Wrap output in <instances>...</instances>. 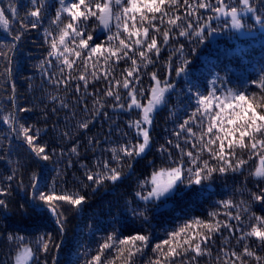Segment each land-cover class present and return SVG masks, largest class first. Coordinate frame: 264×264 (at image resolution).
Segmentation results:
<instances>
[{"label":"snow or ice","instance_id":"snow-or-ice-1","mask_svg":"<svg viewBox=\"0 0 264 264\" xmlns=\"http://www.w3.org/2000/svg\"><path fill=\"white\" fill-rule=\"evenodd\" d=\"M30 4L31 10L22 21L29 17L31 19L21 22L10 43L0 45V58H8V52L3 51V48L14 50L24 31L39 28L48 11L54 7V15L49 17V27L44 29L49 50L48 58L42 61L41 67L48 83L55 88L63 86L66 92L71 90L75 93H81L83 89L78 100L83 99L85 94L93 97L91 110L87 103L83 105L82 111L86 116L77 121V129H89L92 120L105 107L120 109L129 114L138 110L135 119L126 121L127 127L135 132L134 139H128L129 134L123 132L121 135L125 139L122 143L103 150L111 154L109 157H98L91 166L85 162L80 163L84 169V180L92 185L119 181L125 174L126 160L129 161L126 167L132 169L131 161L142 156L151 146L150 131L154 114L169 103L170 95L176 89L169 77L173 72L180 76L188 71L187 57L183 58L179 66L174 67L171 56L163 62V75L155 70L146 71L149 65L155 67L159 61L161 45H168L175 36H196L202 43L207 35L218 30L211 24L217 15L229 17L231 27L240 29L245 27L242 14H251L264 27V15L259 14L264 0H54V3L49 0H30ZM200 10L209 11L212 15L204 17ZM6 12L14 17L17 9L12 6L8 9L0 8V24L8 30ZM97 29L108 33L104 41L97 42L94 39ZM183 50L184 45L180 44L174 51L183 56ZM5 73L11 74L10 59L5 65ZM145 75L150 80L147 85L144 84ZM219 79V76L215 77L213 85ZM101 81V88L88 92L90 85ZM252 83L264 93V76ZM195 87L194 83L189 82L187 93L195 98V107L178 125V130L174 131L175 142L170 139L159 147L161 153H166L167 163L139 181V190L135 192L134 198L143 202V207L129 210L142 223H149L150 209L159 212L161 205L171 207L166 203L167 199L177 194L183 198L189 189L193 195L197 194L199 189L195 186H203L217 175H243L253 157L258 158L259 163L248 172V177L255 178L257 190L237 188L240 199L217 201V209L208 212L207 218L194 217L167 232V239L153 246L152 251L157 255L150 264H200V259L205 256L211 264H264V255L258 254L259 250H264V215L253 211L257 205H264V187L261 186L264 183V95L258 97L252 93L250 96L245 91L229 89L221 96L217 95L215 87L206 94L199 90L193 91ZM12 91L15 92L14 84ZM50 99L56 101L58 97L51 95ZM10 100L12 108L18 112L31 110L17 107L14 96ZM60 105L63 108L69 107L63 99ZM56 111V108L52 109L53 113ZM103 114L108 117L107 111ZM0 120L9 129L6 137L8 145L5 147L0 143V152L5 155L12 151V135L27 145L31 163L37 169L41 162L52 161L55 156L65 154L62 147L57 152V148H49L47 142L40 143V129L33 130L31 126L21 123L16 112L11 109L0 116ZM58 136L61 140L73 139L69 130L58 132ZM88 145L95 151L99 141L89 137ZM79 147V141L76 140L68 151L78 157ZM173 150L178 152L175 158ZM0 159L4 157L0 156ZM8 162L12 163L11 160ZM16 163L19 165L20 162ZM67 166L72 167L71 159ZM15 177L16 169L10 175L3 176V180L9 183H0V197L10 195V182ZM39 179V171H33L30 184L31 208L34 211L47 208L57 217L56 223L62 233L64 219L63 213L59 211L60 202L80 210L88 201V195L81 189L90 185L81 181L80 187L75 190L62 187L57 192L56 181L53 180L51 190L41 191ZM20 183L22 186V181ZM221 208L224 210L223 220L218 219ZM0 210H9L3 198H0ZM17 210L22 215L29 214V208L25 205H19ZM225 231L228 233L226 237ZM217 234L223 239L214 253L212 245L216 243ZM150 238V230L138 231L123 238H119L114 231L100 244L97 253L86 264H116L118 259L122 264H131L132 257L148 246ZM6 239L10 245L15 246L14 256L11 257L14 264H29L38 258L37 251L47 253L51 247H60L59 244L51 243L50 235L36 240L37 249L21 234L8 233ZM254 243L257 245L255 248ZM113 250L116 255L107 258L106 252ZM0 264L5 262L0 261Z\"/></svg>","mask_w":264,"mask_h":264},{"label":"trees","instance_id":"trees-1","mask_svg":"<svg viewBox=\"0 0 264 264\" xmlns=\"http://www.w3.org/2000/svg\"><path fill=\"white\" fill-rule=\"evenodd\" d=\"M49 2L54 3V0H49ZM9 6L15 7L17 14L13 17L10 12H6L9 29L6 30L0 24V32L12 37L15 30L19 29L21 22L31 19L29 17L22 21L32 6L30 0H0V8L8 9ZM54 10L53 7L48 11L39 28H29L24 31L16 49L8 51L7 48H3V51L8 52V58H0V116L7 114V111L11 109L16 112L21 123L31 126L33 130L40 129V143L47 142L49 148L55 147L57 152L62 147L65 153L63 156H55L52 161L41 162L40 168L37 169L31 163V154L27 147L16 142L14 135L11 137L12 151L7 155L0 152V156L4 157L0 159V183L5 185L9 183L3 180V176L10 175L12 170L16 169V177L10 182V195L0 197L5 199L9 205L8 211L0 210V261L5 264H14L11 257L14 256L15 246L7 241L8 233L24 235L26 241L30 242L34 249H37L36 240L41 236L47 238L50 235L51 243L60 245L59 248L51 247L47 253L37 251L38 258L29 264H45V261L47 264H53L54 257L55 264H86V261L97 253L100 244L110 233L115 231L119 238H123L138 231L150 230L151 238L148 246L134 255L131 260V264H150V261L154 260L157 255L152 251L153 246L167 239V232H171L194 217L207 218L208 212L217 209V201L229 198L240 199V193L236 192L237 188L257 190L255 178L248 177V172L259 163L258 158L253 157L243 175L240 173L217 175L211 182L206 181L203 186H195L199 189L197 194L193 195L189 189L185 191L183 198L178 194L168 198L166 203L171 207L165 208L161 205L159 212L150 209L149 223H142L141 219L129 210L137 206L143 207V202L134 198L135 192L139 190V181L167 163V155L161 153L159 147L170 139L175 142L174 131L178 130V125L195 107V98L187 93L189 82L196 85L193 91L199 90L205 94L215 87L217 95L221 96L229 89L245 91L250 96L252 93H256L258 97L264 95L259 87L252 83L264 76V27H261L251 14H247L243 16L245 23L243 29L246 30L247 35H241L231 28L228 18H219L217 15L211 24L218 30L207 35L202 43L196 36H175L168 45H161L159 61L155 67L149 65L146 71L155 70L163 75L162 65L169 56H171L174 67L179 66L183 58L187 57L188 71L180 76H176L173 72L169 77L175 83L176 89L171 93L169 103L160 107L154 114L150 131L151 146L142 156L131 161L132 169L129 170L126 167L129 162L126 160L125 174L119 181H106L102 185H92L91 182L84 180V169L80 167V163L85 162L91 166L96 158L109 157L111 154L103 150L122 143L125 139L121 135L123 132L129 134L128 139H134L135 132L127 127L126 121L135 119L138 110L129 114L120 109L105 107L92 120L89 129H77V121L86 116V113L82 111L83 105L87 103L91 110L93 97L85 94L83 99L78 100L83 89L81 93H75L71 90L66 92L63 86L55 88L48 83L41 67L42 61L48 58L49 50L44 29L49 27V17L54 15ZM200 11L204 17L212 15L209 11ZM259 14L264 15V6H261ZM66 20L67 17H65V22ZM226 23L227 27H225ZM107 35L108 33L104 30L97 29L94 39L101 42L106 39ZM11 41L1 37L0 45ZM180 44L184 45L183 56L174 51ZM8 59L11 61L10 75L5 73ZM217 76L220 79L213 85L212 80ZM143 79L145 85L150 82L147 75ZM13 84L15 92L12 91ZM102 86V81L90 85L88 92L91 93ZM13 93L16 95L17 107L31 110L25 113L12 108L10 97L14 96ZM51 95H56L58 99L51 100ZM61 99L69 104L68 108L61 107ZM53 108L57 109L55 113L52 112ZM105 111L108 117L104 116ZM73 113L76 115L73 116ZM64 130L72 132V140H61L58 132ZM8 135V126L0 120V138H4L0 139V143L5 147L8 145L6 139ZM89 137H94L99 141V146L95 151L92 150V146L88 145ZM76 140L80 144L78 157L68 151ZM177 155L178 152L173 150V158ZM69 159L72 161V167L67 166ZM9 160L12 163H9ZM17 161L20 162L19 165ZM33 171H39L41 191L51 190L53 180L56 181L57 192H60L62 187L75 190L80 187L81 181L90 185L86 189H81L88 195V201L80 210L60 202L59 211L63 213L64 233L60 232L59 226L54 221L57 219L56 216L45 209L34 211L31 208L30 184ZM246 177L248 179L245 183ZM261 186L264 187V183ZM19 205L28 207L29 214L22 215L17 210ZM262 209L264 205H257L253 211L258 215H264ZM223 211L221 208V215L218 219H224ZM227 235L225 231L224 236ZM222 239L223 237L217 234L216 243L212 245L214 253L221 246ZM232 243L235 244V241L233 240ZM256 246L254 243L253 247ZM258 254L264 255V250H259ZM105 255L111 259L116 253L113 250L106 252ZM116 264H122V261L118 259ZM200 264H211V261L205 256L200 259Z\"/></svg>","mask_w":264,"mask_h":264},{"label":"water","instance_id":"water-1","mask_svg":"<svg viewBox=\"0 0 264 264\" xmlns=\"http://www.w3.org/2000/svg\"><path fill=\"white\" fill-rule=\"evenodd\" d=\"M1 37L6 38V39H9V40H12V37L7 36V35L3 34L2 32H0V38H1ZM17 43H18V42H17ZM12 59H13V57H12ZM13 95H14V93H13ZM14 97H15V100H16V95H14ZM14 138H15L16 142H19V143L23 144V141H22V140H18V139H16L15 135H14ZM23 145H24V144H23ZM24 146L27 147V145H24ZM45 210L49 211L47 208H45ZM49 213L52 214L50 211H49ZM54 221L56 222L55 219H54ZM63 233H64V231H63Z\"/></svg>","mask_w":264,"mask_h":264},{"label":"rangeland","instance_id":"rangeland-1","mask_svg":"<svg viewBox=\"0 0 264 264\" xmlns=\"http://www.w3.org/2000/svg\"><path fill=\"white\" fill-rule=\"evenodd\" d=\"M242 16H246V15L242 14ZM219 18H224V19L228 18V19L230 20L229 17L221 16V15H219ZM230 24H231V22H230ZM230 26H231V25H230ZM231 28H232V27H231ZM232 29H233L234 31L239 32L241 35H247L246 30H244L243 28H240V29L232 28Z\"/></svg>","mask_w":264,"mask_h":264}]
</instances>
